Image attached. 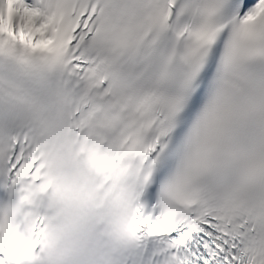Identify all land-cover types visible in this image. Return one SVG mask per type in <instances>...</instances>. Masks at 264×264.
<instances>
[{"label": "snow or ice", "instance_id": "6c2138e0", "mask_svg": "<svg viewBox=\"0 0 264 264\" xmlns=\"http://www.w3.org/2000/svg\"><path fill=\"white\" fill-rule=\"evenodd\" d=\"M0 264H264V0H0Z\"/></svg>", "mask_w": 264, "mask_h": 264}]
</instances>
